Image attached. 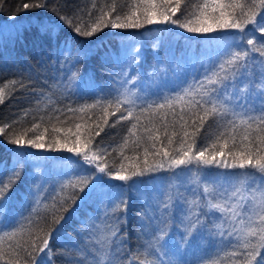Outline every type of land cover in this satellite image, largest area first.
Segmentation results:
<instances>
[{
    "label": "trees",
    "instance_id": "1",
    "mask_svg": "<svg viewBox=\"0 0 264 264\" xmlns=\"http://www.w3.org/2000/svg\"><path fill=\"white\" fill-rule=\"evenodd\" d=\"M41 2L44 0H0V25H8L9 15H16V26L20 29L19 35L13 31L11 34L5 32L0 37V88L5 93L4 103L0 104V127L11 124L12 127L6 128V132L13 138L23 135L25 139H31L36 135H43L47 144L57 135L63 139L64 131L69 128L75 131L77 123L82 126L91 125L93 129L99 124L103 131L99 136H95L93 132L92 148L96 151L98 142L102 147L108 148L102 162L108 163L110 168L119 167L122 160L117 146L125 143L123 154L139 156L142 160L144 146L137 147L136 136L129 135V132L131 124L135 122L134 117L147 103L159 99L152 93L163 90L165 95H168L174 85L178 86L184 81L194 85L205 68L216 59L217 53L225 49L240 50L233 45L230 35H223L219 30L207 34L190 33L171 23H154L140 29L107 27L91 37L80 36L65 25L49 37L40 34L37 26L41 20L47 23L56 19L53 12L49 8L22 9L23 3ZM53 2L59 5L58 11L61 14L72 16L74 23L83 31L90 30L92 23L102 12H107L115 6L116 12L112 14L114 18L116 13L127 12L136 0H48L49 4ZM203 2L204 0H182L181 9L173 19L180 18L181 22L186 18L195 19V14H198L199 6ZM245 2L251 3V0ZM257 10L264 12V9ZM251 28L252 25H249L246 31ZM142 33L148 36V42L141 41L134 48L131 42L135 38L137 40ZM250 38H254L257 50L249 51V55L243 58L242 62L247 67L239 68L235 88L241 90V104L247 100L249 104L258 105V97L264 91V52L258 50L260 44L264 43V33L252 31ZM230 45L233 46L229 48ZM252 47L247 45L246 41L243 42L244 50H250ZM130 56L136 63L131 64ZM226 58L227 55L221 57ZM240 63L241 61H238L237 66ZM233 70L231 65H225V69L221 70V75L227 73L229 76L227 83H231ZM73 72L76 73L75 78L71 75ZM204 86L215 87L206 82ZM105 92L110 94L105 96ZM229 92L230 95L224 98V102L233 103L235 90L230 89ZM146 97L150 99H145ZM108 99L114 103L116 100L122 101L120 111H115L113 106H107ZM86 104L96 106L85 108L83 112L76 111ZM105 106L107 114L101 111ZM181 107L177 104V113L181 111ZM69 108L73 111H69ZM128 108L134 109L133 118L122 119V116L127 115ZM155 115L145 112L140 118L136 133L142 134L141 126ZM105 119L106 124L103 122ZM232 120L231 114L224 117L210 115L196 134L194 151L200 150L204 145L208 146L206 154L213 151L211 143L217 137H221L217 147L224 140H228V148H232L233 135L239 144L245 126L238 122L230 124L229 121ZM180 123H177L175 128L168 129L169 132H177L173 149L179 148L178 142L182 137ZM56 129H61V132L57 134ZM86 130L85 127L81 128L82 132ZM193 130L188 128L189 133ZM163 131L164 129L160 128L158 134L166 145ZM17 148V145L8 143L5 136L0 134V178L13 167L20 170V179L10 193L11 211L4 222L5 227L14 224L21 213H28L25 197L34 184L40 185V202L31 214V222L33 225H43L46 220L51 219L55 208L59 207L61 202L66 205L69 203L67 197L73 194L83 195L78 192V188L62 187V184L68 182L70 177L78 178V174L89 166L82 162L78 164L66 160L63 154H71L66 151L48 152L25 147L20 149L21 152L30 153L25 157L16 153ZM113 148L117 150L113 151ZM225 151L227 152V149ZM179 170L180 167L159 170L143 177H134L127 182L112 180L113 185L142 181L137 185L138 191L127 192L125 189L129 202L127 224L117 225L123 205L120 209L111 211L108 196H105L104 203H100L94 196L87 203L81 204L78 219L64 225L66 235L61 240L50 242L51 264H159V258L146 253L142 247L154 235L159 225L157 217L166 218L171 235L177 240L180 239L177 229L182 227L180 220L187 224L189 221L195 222L203 218L197 229L206 225L207 230L202 233L198 244L191 249H184L186 254L180 257V260L199 264L198 258L210 253L203 264H237L242 247L233 249L229 246V240L238 237L242 243L241 229L256 227L259 215L242 216L237 210L235 213L237 206L231 214L222 212L221 205L212 204V200L217 198L214 190L210 189V204L201 186L195 193L189 186L184 187L183 182L173 181V175ZM205 172H248L260 185L261 177H264V173L252 168L225 169L215 166L205 168ZM227 189L224 187L222 190ZM120 191L119 188H112L109 193L115 196ZM77 203L80 201L77 200ZM165 205L171 207L166 208ZM213 205H219V208ZM63 215L67 216L68 213ZM125 230L126 238L122 235ZM17 239L21 237L18 236ZM27 239L26 235L23 236V240ZM213 244L217 246L215 251L212 250ZM138 245L141 246L139 250ZM4 249L7 252V240L4 242ZM168 259V255L163 256L164 261Z\"/></svg>",
    "mask_w": 264,
    "mask_h": 264
},
{
    "label": "snow or ice",
    "instance_id": "2",
    "mask_svg": "<svg viewBox=\"0 0 264 264\" xmlns=\"http://www.w3.org/2000/svg\"><path fill=\"white\" fill-rule=\"evenodd\" d=\"M182 0H136L127 12L116 13L113 18V13L116 12L115 6L111 7L109 11L102 12L92 23L90 30H83L80 26L74 23L72 16H66L58 11L59 5L55 2L48 3L44 0L41 3H23L22 9L28 10L31 8H49L53 12L56 19L49 20L47 23L40 21L38 30L40 34L53 36L56 31L68 26L73 31L84 37H91L103 28L111 27L112 29H140L145 25H152L154 23H171L178 27L185 29L190 33H212L220 31L223 35H230L233 39V45L240 49L238 51H229L225 49L223 52L217 53V57L208 67L205 68L196 84H190L188 81L182 82L180 85H174L168 95H165L163 90H158L152 93L153 96L158 97V100H152L147 103L141 112L135 117V122L131 124V131L129 135H135V144L137 147L143 145V158L139 156H125L123 154L124 145L117 146L120 149V156L122 162L119 167L110 168L108 163L102 162L103 157L107 154L108 148L102 147L98 142L96 144V151H93V132L95 136H99L103 129L96 125L93 129L91 125L75 124V131L71 128L64 131V138L60 139L59 135L52 139L50 143H45L43 135H36L31 139H25L23 135L9 136L6 128L10 129L11 124L0 127V134H3L6 141L10 144L17 145L15 150L18 155L27 157L28 152H21L20 149L30 147L32 149L52 151H66L73 153L74 156L66 157L67 160L75 163L81 161L86 163L89 167L82 170L78 174V178L70 177L68 182L62 184V187L78 188L82 196L73 194L67 197L69 203L66 205L63 202L59 207L55 208L50 220H46L43 225L31 222V214L35 207L40 202V188L39 184H34L29 193L26 194L25 201L28 206V213H21L17 216L14 224L5 227L4 222L8 218L11 211L12 188L20 179V170L13 167L5 173L4 177L0 178V262L2 264H51L52 249L49 247L53 240H61L64 235V225L72 220L78 219L81 204L87 203L94 196L97 197L100 203L105 202V196H108V202L111 204V211L121 209L122 215L117 218V225H126L128 220V196L125 192L138 191L137 185L142 181L135 180L131 184H111L112 180L127 182L133 180L134 177H143L149 173H154L159 170H170L179 168L181 166H188L195 164L197 166L215 165L217 168H252L264 173V91L258 97L259 104H249L246 100L244 104L240 103L241 97L239 95L240 89L235 88V81L239 68H245L247 65L243 63V58L249 55V51H255L256 43L254 38H250L252 31H259L264 33V12L257 9H264V0H251V3L245 0H204L203 4L199 6L198 14H195V19L186 18L181 22L180 18L173 19V16L181 9ZM215 13V14H213ZM16 15H9L8 25H0V37L5 32L11 34L15 32L20 34V29L16 26ZM252 25L251 29L248 28ZM235 30V31H229ZM210 39H218L219 37H209ZM247 45H252V49L244 50L243 42ZM233 45H230L231 48ZM259 51L264 52V43L259 46ZM138 51V50H137ZM227 55L226 59L221 57ZM131 64L136 63L133 57H129ZM241 61L239 66L237 62ZM225 65L233 66L231 75V83L227 73L221 75V70L225 69ZM158 71V69L156 70ZM242 74V73H240ZM72 77L75 78L76 73L73 72ZM155 76V72L153 73ZM205 82L215 87L205 88ZM235 90L233 103L224 102V98L230 95L229 90ZM127 94V90H125ZM110 92H105L108 96ZM97 96H100L99 91ZM5 93L0 88V104L4 103ZM104 98V97H100ZM150 99V98H145ZM162 101V102H160ZM132 103V101H128ZM107 106H113L115 111H120L122 101L108 99ZM99 104V99L97 100ZM155 104V107H153ZM181 105V111L177 113L176 106ZM96 105H83L76 111L83 112L85 108L95 107ZM69 111L73 109L69 108ZM101 111L107 114V107H102ZM127 115L122 116V119L133 118V108H128ZM145 112L155 113L156 115L147 120V123L141 127L142 134H137L138 124L140 118L144 116ZM202 113V114H201ZM231 114L233 117L230 124L238 122L245 126V131L242 139L237 144L236 136H231L232 148H228V140L217 144L221 137L213 140L211 147L213 151L207 152V145H204L200 150L194 151L196 147V134L200 128L203 127L205 120L210 116L224 117ZM187 117V119L185 118ZM170 118V119H166ZM105 124L107 120L103 121ZM182 122V123H180ZM177 123H180V132L182 137L179 140V148L173 149L174 138L177 136L176 131L169 132V128H175ZM253 125L255 128L253 129ZM85 127V132L81 128ZM194 130L189 133L188 128ZM160 128H163V136L166 138V145L158 134ZM57 134L61 129L55 130ZM224 134L222 133L221 136ZM159 144V147H158ZM227 149V152L225 151ZM116 151L117 148H113ZM35 155V153H31ZM79 157L80 160H75ZM230 157V160H229ZM47 158V157H46ZM126 162V163H125ZM198 170L203 169L198 167ZM205 180L211 184L220 182V177H224V184H230L231 180L229 174L205 172ZM236 175V174H231ZM264 182V177H261ZM112 188H119L121 191L118 195L112 196L109 190ZM85 189L87 191L85 192ZM207 191V189H205ZM77 200L80 203H77ZM170 208L171 205H165ZM219 208V205H213ZM181 215H183V206H181ZM159 211V208L157 209ZM221 211H225L221 209ZM63 213H68L67 216ZM143 213H141V216ZM259 215V223L256 227H249L241 229V239L233 237L229 240V246L233 249L238 246L242 247L239 253L237 264H264V203H261ZM91 219V218H90ZM159 225L156 227L154 235H152L142 246L143 251L150 255L159 258V264H196V262H188L180 260L179 258L186 253L185 248L191 249L198 244L202 239V233L207 230L206 225H201L199 230L197 225L201 224V220L195 222L189 221L184 224L180 220L182 227H178L180 239L177 240L175 236L171 235V228L169 227L166 218L157 217ZM179 219V218H178ZM156 222L155 220L153 221ZM82 223H87L82 221ZM243 224V221H241ZM143 228V221L141 220ZM119 231V227H117ZM27 236V240H23V236ZM126 238V230L122 233ZM20 236L21 239H17ZM254 238V239H250ZM8 241V250L5 252L4 242ZM216 245H212V250H216ZM141 248L137 246V250ZM131 255V251L129 252ZM168 255L167 261L163 260V256ZM210 253L198 258L199 264L208 258ZM236 255V252H233ZM7 257V259H5ZM175 258V259H174Z\"/></svg>",
    "mask_w": 264,
    "mask_h": 264
},
{
    "label": "rangeland",
    "instance_id": "3",
    "mask_svg": "<svg viewBox=\"0 0 264 264\" xmlns=\"http://www.w3.org/2000/svg\"><path fill=\"white\" fill-rule=\"evenodd\" d=\"M148 42V36L145 33H142L141 36L135 38L131 43L133 47L140 42ZM156 42V41H154ZM157 46V45H156ZM66 157L74 156L73 153L70 155L63 154ZM67 160V159H66ZM75 160H80L79 157H75ZM82 162V161H81ZM82 164L87 165L82 162ZM198 167L203 169V171L198 170ZM208 168H214L215 165L207 166ZM205 168L204 166H197L195 164H190L188 166H181L180 170L173 175V181L179 180L183 182L184 187L192 188L195 193L199 190L201 186L205 192L206 199L211 204L210 198V189L214 190L215 196L217 198L212 200V204H219L225 210V212L230 213L235 209L242 216H252L256 215L260 211L261 203H264V186L263 182L260 183L253 178L248 172H236V173H224L229 174L231 180L230 184H224V177H220V182L217 184L208 183L205 180ZM218 173V172H216ZM236 174V175H231ZM228 188L226 191L222 190L223 188ZM207 189V191H205ZM222 190V191H221ZM221 193V196L219 194ZM217 201V202H216ZM246 206V207H245ZM211 209L213 207L211 206Z\"/></svg>",
    "mask_w": 264,
    "mask_h": 264
}]
</instances>
